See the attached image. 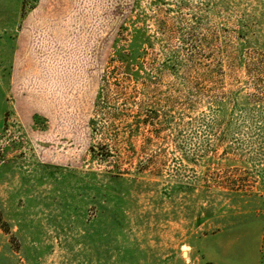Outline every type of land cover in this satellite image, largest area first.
<instances>
[{
	"label": "rangeland",
	"instance_id": "rangeland-1",
	"mask_svg": "<svg viewBox=\"0 0 264 264\" xmlns=\"http://www.w3.org/2000/svg\"><path fill=\"white\" fill-rule=\"evenodd\" d=\"M245 214L264 0H0V264H264Z\"/></svg>",
	"mask_w": 264,
	"mask_h": 264
},
{
	"label": "crops",
	"instance_id": "crops-1",
	"mask_svg": "<svg viewBox=\"0 0 264 264\" xmlns=\"http://www.w3.org/2000/svg\"><path fill=\"white\" fill-rule=\"evenodd\" d=\"M230 217V223L226 224L223 229L218 230L217 232L211 235H217L221 231L225 230L227 227H235V234L241 242L246 243L251 240L255 245H263V234H264V216L245 214L244 216H228ZM234 234V235H235ZM208 236V235H207ZM259 248L261 249V247Z\"/></svg>",
	"mask_w": 264,
	"mask_h": 264
}]
</instances>
